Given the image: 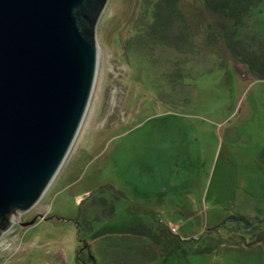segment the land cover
Listing matches in <instances>:
<instances>
[{
  "label": "rangeland",
  "instance_id": "rangeland-1",
  "mask_svg": "<svg viewBox=\"0 0 264 264\" xmlns=\"http://www.w3.org/2000/svg\"><path fill=\"white\" fill-rule=\"evenodd\" d=\"M152 1L110 0L81 128L0 264H264V0H182L165 40Z\"/></svg>",
  "mask_w": 264,
  "mask_h": 264
},
{
  "label": "water",
  "instance_id": "water-1",
  "mask_svg": "<svg viewBox=\"0 0 264 264\" xmlns=\"http://www.w3.org/2000/svg\"><path fill=\"white\" fill-rule=\"evenodd\" d=\"M110 0H0V242L39 207L87 113Z\"/></svg>",
  "mask_w": 264,
  "mask_h": 264
},
{
  "label": "trees",
  "instance_id": "trees-1",
  "mask_svg": "<svg viewBox=\"0 0 264 264\" xmlns=\"http://www.w3.org/2000/svg\"><path fill=\"white\" fill-rule=\"evenodd\" d=\"M153 1H152V6H149L145 13L146 15L149 14L152 17V21L149 24L150 25L149 28H152L155 33L161 34L162 40H165L167 37V35L165 34L167 32L166 27L170 25L168 20L170 21L171 19H175V18L181 20V18L185 17L184 13L180 8L182 0H156L154 2ZM156 26H159L160 31L159 29L158 30L156 29ZM198 27L201 30V33L202 32L204 34L206 32L208 33L206 40L204 38V40L206 41V45L205 46L203 45V49L202 48L201 49L204 51V53L205 50H208L210 51L208 53L213 54L214 43L217 40L216 32L212 31L209 25L204 24V21L200 22V25ZM203 29H205V31H203ZM201 33H198L199 36ZM186 37H190V39L193 41L195 40L193 38L194 34L191 31L186 35ZM175 46L179 48L180 44L176 43ZM260 168L264 173V149L260 155ZM260 223L261 224L259 225L258 224L254 225L253 229L250 230V232L253 233V239L255 241L264 244V222L260 221ZM244 224H246V222H244Z\"/></svg>",
  "mask_w": 264,
  "mask_h": 264
},
{
  "label": "built area",
  "instance_id": "built-area-1",
  "mask_svg": "<svg viewBox=\"0 0 264 264\" xmlns=\"http://www.w3.org/2000/svg\"><path fill=\"white\" fill-rule=\"evenodd\" d=\"M173 231H175V229L173 228Z\"/></svg>",
  "mask_w": 264,
  "mask_h": 264
}]
</instances>
